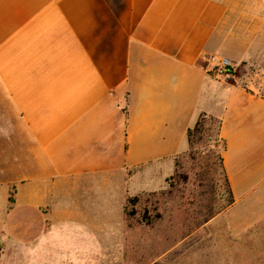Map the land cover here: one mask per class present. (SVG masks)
I'll return each mask as SVG.
<instances>
[{
    "label": "crops",
    "instance_id": "crops-1",
    "mask_svg": "<svg viewBox=\"0 0 264 264\" xmlns=\"http://www.w3.org/2000/svg\"><path fill=\"white\" fill-rule=\"evenodd\" d=\"M263 75L264 0H0V264H107L201 114L234 223L264 225Z\"/></svg>",
    "mask_w": 264,
    "mask_h": 264
},
{
    "label": "rangeland",
    "instance_id": "rangeland-1",
    "mask_svg": "<svg viewBox=\"0 0 264 264\" xmlns=\"http://www.w3.org/2000/svg\"><path fill=\"white\" fill-rule=\"evenodd\" d=\"M216 130L211 124L194 155H178L170 174L122 202L119 216L114 208L107 264H264V225L234 223Z\"/></svg>",
    "mask_w": 264,
    "mask_h": 264
},
{
    "label": "trees",
    "instance_id": "trees-1",
    "mask_svg": "<svg viewBox=\"0 0 264 264\" xmlns=\"http://www.w3.org/2000/svg\"><path fill=\"white\" fill-rule=\"evenodd\" d=\"M215 123L217 125L216 130V141H219L222 143V151L225 148V144L223 139L219 136V128H220V122L207 114H201L195 123L194 127L192 129H189L187 131V140H188V155L192 156L196 152V145L204 138V136L207 134L211 124ZM220 160L222 162V159L220 157ZM135 201V198L129 199L126 204V208L129 205H133V202ZM125 216L126 218H129L132 216V212H127L125 209Z\"/></svg>",
    "mask_w": 264,
    "mask_h": 264
},
{
    "label": "built area",
    "instance_id": "built-area-1",
    "mask_svg": "<svg viewBox=\"0 0 264 264\" xmlns=\"http://www.w3.org/2000/svg\"><path fill=\"white\" fill-rule=\"evenodd\" d=\"M209 72L214 73L215 76L222 78L224 81L231 80L234 76L233 66L226 58L219 59Z\"/></svg>",
    "mask_w": 264,
    "mask_h": 264
}]
</instances>
